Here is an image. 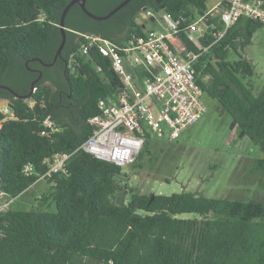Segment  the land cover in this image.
<instances>
[{"label":"trees","instance_id":"trees-1","mask_svg":"<svg viewBox=\"0 0 264 264\" xmlns=\"http://www.w3.org/2000/svg\"><path fill=\"white\" fill-rule=\"evenodd\" d=\"M70 1L0 0V85L25 95L39 76L31 70L42 73L27 99L0 88V100L11 113L0 112V190L18 198L47 171L55 154L69 156L63 172L46 178L49 187L35 198L37 207L10 208L0 216V264H264V200L141 194L121 185L120 167L78 150L93 131L88 119L101 114L98 101L122 88L107 58L93 49L79 55L81 35L120 44L146 34L137 21L142 10L189 22L208 10L209 0H130L100 21L74 4L64 19L60 55L53 66L43 67L37 60L52 62L62 41L61 14ZM123 1L87 0V9L103 16ZM95 4L100 7L92 9ZM260 25L239 18L194 69L202 93L231 117L241 138L259 148L262 158L250 169L264 176V89L253 95L242 82L253 67L239 54ZM180 36L191 49L185 33ZM231 53L238 58L228 60ZM48 115L58 131L44 136ZM146 137L151 141L150 133ZM27 164L30 175L22 172ZM181 214L199 218L180 219Z\"/></svg>","mask_w":264,"mask_h":264},{"label":"built area","instance_id":"built-area-1","mask_svg":"<svg viewBox=\"0 0 264 264\" xmlns=\"http://www.w3.org/2000/svg\"><path fill=\"white\" fill-rule=\"evenodd\" d=\"M139 16L150 20L158 16L165 27L164 31L151 30L143 36L133 35L120 44L99 35H81L85 42L79 48V55H86L93 49L107 58L122 88L118 95L98 101L101 114L88 119L87 123L93 131L78 150L120 168L136 162L147 139L146 132L162 135L158 121L153 118L151 106L159 111L158 120L167 125L170 139L178 138L183 130L196 124L203 116L206 108L201 101L202 90L195 81L194 65L239 18L264 24V0L214 1L205 13L189 22L183 16L175 20L164 11L145 9ZM182 32L191 43V49L181 39ZM34 91L36 88L33 87ZM28 104L33 106L34 101L30 99ZM0 112L11 116L8 103L0 107ZM57 131L51 116H46L41 135L47 136ZM68 157L55 154L51 161H47V171L38 177L35 184L63 172ZM22 172L30 175L33 168L27 164ZM50 186L54 187L55 184L51 183ZM15 199L0 190V216L10 209Z\"/></svg>","mask_w":264,"mask_h":264},{"label":"rangeland","instance_id":"rangeland-1","mask_svg":"<svg viewBox=\"0 0 264 264\" xmlns=\"http://www.w3.org/2000/svg\"><path fill=\"white\" fill-rule=\"evenodd\" d=\"M214 1L209 0V6ZM137 21L144 26L145 32L165 29L158 16L154 20L138 16ZM239 54L253 67V75L242 82L253 95H258L264 89V24L255 29L250 43L239 50ZM237 58L238 55L231 53L228 60ZM125 67L132 72L126 64ZM201 101L206 108L203 116L176 139L169 138L167 125L158 120L159 111L151 106L162 135L151 132V141L144 142L139 160L121 168V174L125 175L121 185L127 184L128 188L141 194L169 196L186 192L210 198L264 200V176L252 173L250 169L252 161L262 158L259 148L247 138H241L237 128H231V117L215 100L202 94ZM3 106L7 103L0 100V107ZM48 187L45 181L36 183L16 198L10 208L28 210L37 207L35 198ZM177 217L199 218L195 214Z\"/></svg>","mask_w":264,"mask_h":264},{"label":"water","instance_id":"water-1","mask_svg":"<svg viewBox=\"0 0 264 264\" xmlns=\"http://www.w3.org/2000/svg\"><path fill=\"white\" fill-rule=\"evenodd\" d=\"M130 0H124L123 2H121L119 5H117L113 10H111L109 13H107L106 15H103V16H97V15H94L92 14L90 11H88L85 7V0H71L67 5L66 7L63 9V12L61 14V18H60V22H59V28H60V31H61V34H62V41H61V44L60 46L58 47L54 57H53V60L51 63H48V64H45L43 63L41 60H37L42 66H45V67H51L54 65L56 59L59 57L60 55V52L64 46V43H65V25H64V19H65V16L68 12V10L70 9L71 6H73L74 4H78L79 7L81 8L82 12L88 16L89 18L93 19V20H97V21H100V20H106L108 19L109 17H111L114 13H116L118 10H120L123 6H125ZM38 81L35 80L33 81L31 84H30V88H29V92L25 95H19L17 93H15L12 89H10L9 87L7 86H3V85H0V88L6 90V91H9L10 93L13 94V96L16 98V99H27L31 93H32V89H33V86L34 84Z\"/></svg>","mask_w":264,"mask_h":264},{"label":"flooded vegetation","instance_id":"flooded-vegetation-1","mask_svg":"<svg viewBox=\"0 0 264 264\" xmlns=\"http://www.w3.org/2000/svg\"><path fill=\"white\" fill-rule=\"evenodd\" d=\"M88 4H90L89 1H88ZM78 6H79V5H78ZM87 6H88V5H87V0H85V7H86V9H87ZM89 6H90V5H89ZM95 7L98 9L100 6H98V5L95 4V5L92 6V9H94ZM80 9H81V8H80ZM87 10H88V9H87ZM81 11H82V10H81ZM88 11H89V10H88ZM43 67H45V66H43ZM37 71H38L37 74L39 75L37 79H38V81H39V80L42 78V73H41V71H40L39 69H33V70H31L32 73H36ZM53 77H54V75L52 76V78H53ZM37 79H35V80H37Z\"/></svg>","mask_w":264,"mask_h":264},{"label":"crops","instance_id":"crops-1","mask_svg":"<svg viewBox=\"0 0 264 264\" xmlns=\"http://www.w3.org/2000/svg\"><path fill=\"white\" fill-rule=\"evenodd\" d=\"M216 2L219 1V0H215ZM40 198V196L37 197V199Z\"/></svg>","mask_w":264,"mask_h":264}]
</instances>
